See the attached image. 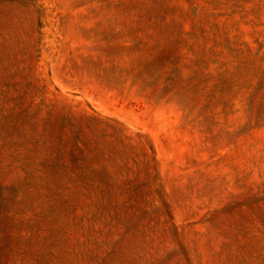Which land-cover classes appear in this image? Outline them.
Instances as JSON below:
<instances>
[{"label":"rangeland","instance_id":"rangeland-1","mask_svg":"<svg viewBox=\"0 0 264 264\" xmlns=\"http://www.w3.org/2000/svg\"><path fill=\"white\" fill-rule=\"evenodd\" d=\"M0 264H264V0H0Z\"/></svg>","mask_w":264,"mask_h":264}]
</instances>
